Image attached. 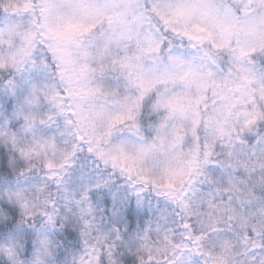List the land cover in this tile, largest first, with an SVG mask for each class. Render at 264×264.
<instances>
[{
  "label": "snow or ice",
  "instance_id": "6c2138e0",
  "mask_svg": "<svg viewBox=\"0 0 264 264\" xmlns=\"http://www.w3.org/2000/svg\"><path fill=\"white\" fill-rule=\"evenodd\" d=\"M0 264H264V0H0Z\"/></svg>",
  "mask_w": 264,
  "mask_h": 264
}]
</instances>
